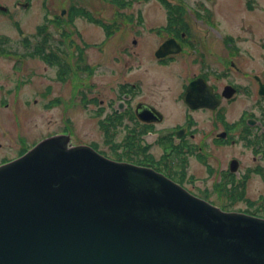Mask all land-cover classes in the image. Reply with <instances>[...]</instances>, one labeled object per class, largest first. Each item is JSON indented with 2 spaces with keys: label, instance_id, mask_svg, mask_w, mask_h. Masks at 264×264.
Returning a JSON list of instances; mask_svg holds the SVG:
<instances>
[{
  "label": "water",
  "instance_id": "water-1",
  "mask_svg": "<svg viewBox=\"0 0 264 264\" xmlns=\"http://www.w3.org/2000/svg\"><path fill=\"white\" fill-rule=\"evenodd\" d=\"M66 143L0 166V264H264V220Z\"/></svg>",
  "mask_w": 264,
  "mask_h": 264
},
{
  "label": "rangeland",
  "instance_id": "rangeland-1",
  "mask_svg": "<svg viewBox=\"0 0 264 264\" xmlns=\"http://www.w3.org/2000/svg\"><path fill=\"white\" fill-rule=\"evenodd\" d=\"M27 1L28 5L22 7L21 4ZM168 1L172 6L176 3V0ZM182 2L191 7L205 5L211 9L220 34H231L237 45L244 48L246 54L240 59L247 67L252 62L247 51L254 52V60H257V53L263 52L259 42L264 41V0H250L251 9L247 0ZM0 7L6 8L0 10V47L6 50L0 53V162L14 159L33 144L60 131L70 132L69 141L73 145L97 142L106 154L120 153L109 151L107 144L102 142L99 127L102 115L96 114V106L83 101L77 93L83 83L87 85L94 81L96 85L93 92L89 86L82 85L87 97L100 94L104 99L116 94L111 88L116 89L118 83L138 82L144 91L142 98L159 102L164 109L175 96L178 63L156 66L152 51L162 37L155 36L154 30L165 25L168 16L159 0H0ZM92 18L114 22L110 40L105 37V30L91 21ZM141 18L142 21H138ZM190 22L195 37L206 41V46L213 52H219L221 35L205 25ZM43 34L48 36L47 45L50 46L45 52L62 61L81 62L90 67L93 75L88 78L90 72L74 70L71 79L64 81L62 68L48 66L36 55L31 56L28 52L41 42ZM133 38L138 42H133ZM73 43L78 45L76 49L85 45L88 48L82 55L76 54ZM93 45L103 49L98 52V47ZM127 49L130 54H126ZM77 57L80 59L76 60ZM174 120L170 114L162 124H171ZM123 135L122 131L117 134V142L122 141ZM188 161V174H192L193 169L197 175L199 168L194 169L197 157L189 155ZM185 184L190 188V183ZM197 184L194 183L197 189L191 187V190L205 195L199 188L209 187L211 182ZM257 193L254 184L250 183L245 197L234 196L227 201V196L209 195L208 199L222 206L245 209L246 198L253 202Z\"/></svg>",
  "mask_w": 264,
  "mask_h": 264
},
{
  "label": "flooded vegetation",
  "instance_id": "flooded-vegetation-1",
  "mask_svg": "<svg viewBox=\"0 0 264 264\" xmlns=\"http://www.w3.org/2000/svg\"><path fill=\"white\" fill-rule=\"evenodd\" d=\"M182 1H175L174 13L167 16L165 25L154 30L155 36H162L152 50L156 66L177 62L180 67L177 91L168 108L164 109L159 102L143 99V88L134 81L118 83L116 89L111 88L116 94L104 99L100 94L87 97L83 86H89L93 92L96 90L94 81L87 85L83 83L77 93L83 101L96 106V114L102 115L99 127L102 142L107 144L109 151H119L116 155L122 159L152 165L185 186V182L190 183L188 189H197L196 181H202V184L210 181L209 187L199 188L207 197H245L248 185L253 183L258 192L257 199L252 202L246 198V207L264 216V41L259 42L263 52L257 53V60H254V52L247 51L252 60L247 67L240 59L246 54L244 48L237 45L231 34H220L211 9L205 5L191 7ZM247 2L251 9L252 3ZM190 21L221 35L219 52H213L206 46V41L195 37ZM113 34L105 37L110 40ZM132 41L138 42L135 38ZM165 42L175 50L161 55L157 50ZM85 46L76 49L78 45L73 43L72 48L76 54L82 55L88 48ZM97 47L101 52L103 48ZM126 54H130L128 49ZM74 63L62 62L64 81L71 79L74 70L90 72L88 78L93 75L89 66ZM48 66L58 67L54 64ZM170 114L174 122L162 124ZM120 131L124 135L122 141L117 142ZM166 147L172 150L165 153ZM189 155L197 157L194 167L199 168L197 175L193 169L192 174H188Z\"/></svg>",
  "mask_w": 264,
  "mask_h": 264
},
{
  "label": "trees",
  "instance_id": "trees-1",
  "mask_svg": "<svg viewBox=\"0 0 264 264\" xmlns=\"http://www.w3.org/2000/svg\"><path fill=\"white\" fill-rule=\"evenodd\" d=\"M164 6H165V8L167 9V11H168V15H171V14H173L174 13V11H173V6L169 3V1L168 0H159ZM171 7V8H170ZM41 29V27L39 28V30ZM47 37L48 36H46V34H43V36H42V38H41V42L39 43V44H37V45H35V46H33L32 48H31V50L28 52L31 56H37V57H39L42 61H44V62H47L48 64H54V65H58V67L59 68H61L62 66L61 65H63L62 64V60L58 57V56H56V55H54V54H52V53H47V52H45V49H47V47H48V45H47V43H48V41H47ZM6 50L5 49H3V48H1L0 47V53H2V52H5Z\"/></svg>",
  "mask_w": 264,
  "mask_h": 264
},
{
  "label": "bare ground",
  "instance_id": "bare-ground-1",
  "mask_svg": "<svg viewBox=\"0 0 264 264\" xmlns=\"http://www.w3.org/2000/svg\"><path fill=\"white\" fill-rule=\"evenodd\" d=\"M171 8V7H170ZM83 12V11H82ZM81 12V13H82ZM92 22H94L95 24H98V25H101L105 30H108V29H110L111 27H113V25H114V22L113 23H105L104 21H101L100 19H93L92 18V20H91ZM162 29V31L164 30V28L163 27H161Z\"/></svg>",
  "mask_w": 264,
  "mask_h": 264
}]
</instances>
